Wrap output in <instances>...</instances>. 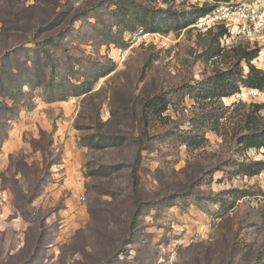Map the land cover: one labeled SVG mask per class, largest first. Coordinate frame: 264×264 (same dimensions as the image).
I'll return each instance as SVG.
<instances>
[{
    "label": "rangeland",
    "instance_id": "374dc122",
    "mask_svg": "<svg viewBox=\"0 0 264 264\" xmlns=\"http://www.w3.org/2000/svg\"><path fill=\"white\" fill-rule=\"evenodd\" d=\"M220 1L0 0V264H264V92L206 91L259 47L198 24Z\"/></svg>",
    "mask_w": 264,
    "mask_h": 264
},
{
    "label": "trees",
    "instance_id": "16d2710c",
    "mask_svg": "<svg viewBox=\"0 0 264 264\" xmlns=\"http://www.w3.org/2000/svg\"><path fill=\"white\" fill-rule=\"evenodd\" d=\"M165 4H169L173 2L174 0H162ZM220 1V0H218ZM225 3L231 2L229 0H224ZM235 1V0H232ZM221 2V1H220ZM212 10H214L213 7H204L202 9L197 10L196 14V19L205 17L207 14H209ZM147 16H151L148 12H145L144 14V19H146ZM168 18L170 19H176L179 20V15L176 12H168L167 13ZM183 17V26L182 28H187L190 27L195 23V20H191L190 15L188 13H184L182 15ZM155 22H157L159 25H161V29H165L167 24L166 20H159V18H154ZM153 25H151L152 27ZM170 29L167 28L166 32H169ZM227 30L225 28L221 27V30L219 32V37L222 39V37L227 38ZM219 49V48H218ZM259 49L254 48H242L240 47L237 52H238V61L234 65L236 67L237 71H232L230 72H224L222 76H220L216 82L213 83V87H208L206 88V91H209L208 94L211 96L210 98H226V97H231L234 94L239 93L241 91V87L244 89H250V90H259L261 92H264V71L259 70L256 68L252 62L258 57L259 55ZM216 56L220 54V50H218L216 53ZM248 64L250 67V71L247 76L242 77V70L243 68L242 63ZM110 70L108 69L107 71L104 72V74H108ZM238 72L241 76L239 79H235L234 74ZM67 97V96H66ZM157 105L160 106V108H157ZM169 106V102L167 98L163 96H158L154 98L153 100L149 101L147 104V114L148 119H150L152 116L154 118L156 117H161L162 114L167 111ZM255 110L253 113H251L247 119H246V124L244 128V133L241 134V136L238 138V145L241 147L240 149L242 151H248L250 149H262L264 148V116H261L258 114L263 106L262 105H256ZM234 165L237 167L239 164L234 163ZM234 166V167H235ZM240 166L242 169L247 170L248 175H255L259 174L260 172L264 171V162L259 161L255 162L250 165H246L244 163H240ZM239 173V172H238Z\"/></svg>",
    "mask_w": 264,
    "mask_h": 264
},
{
    "label": "built area",
    "instance_id": "2783aa9c",
    "mask_svg": "<svg viewBox=\"0 0 264 264\" xmlns=\"http://www.w3.org/2000/svg\"><path fill=\"white\" fill-rule=\"evenodd\" d=\"M198 24L208 29L225 28L228 39L248 41L257 45L260 51L253 64L264 71V0L223 3L200 18ZM148 35L145 33L143 38Z\"/></svg>",
    "mask_w": 264,
    "mask_h": 264
}]
</instances>
